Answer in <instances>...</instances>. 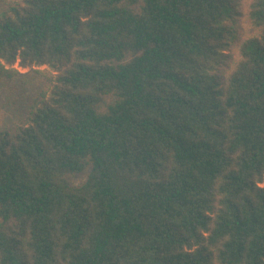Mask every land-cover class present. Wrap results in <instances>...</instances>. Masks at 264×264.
<instances>
[{"label": "trees", "instance_id": "1", "mask_svg": "<svg viewBox=\"0 0 264 264\" xmlns=\"http://www.w3.org/2000/svg\"><path fill=\"white\" fill-rule=\"evenodd\" d=\"M0 85V264H264V0H0Z\"/></svg>", "mask_w": 264, "mask_h": 264}, {"label": "rangeland", "instance_id": "2", "mask_svg": "<svg viewBox=\"0 0 264 264\" xmlns=\"http://www.w3.org/2000/svg\"><path fill=\"white\" fill-rule=\"evenodd\" d=\"M15 68L18 69V71L21 73V76L19 75L17 77L18 80L20 81V84L19 82L12 83V87L9 88L15 89V87L19 86L16 93L17 96L15 95L16 97H20L18 96L19 93L21 95H25L29 93L32 97H36L49 90V88L51 87V80L49 78V74L46 72L45 73L40 72L38 70V67L23 68L17 62L15 64ZM43 68H46V66L40 67L39 69H43ZM9 88L4 89L0 85V98L2 97L3 99L8 100L9 95L11 94L12 91ZM8 102L9 101H6V103ZM16 102L17 104H20V102H18L17 100ZM0 109L5 112V123L8 126L16 125L19 123V120H22L24 118L22 116L16 117L15 115L8 112L4 107H2L1 100H0ZM85 178H86V174H79L71 177L70 180L74 184L78 185L84 182ZM262 186H264V182L262 183Z\"/></svg>", "mask_w": 264, "mask_h": 264}]
</instances>
